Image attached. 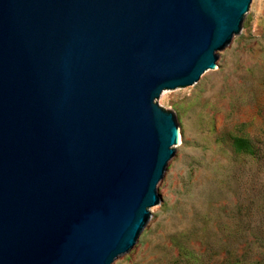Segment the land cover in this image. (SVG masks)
I'll return each mask as SVG.
<instances>
[{
  "label": "water",
  "instance_id": "1",
  "mask_svg": "<svg viewBox=\"0 0 264 264\" xmlns=\"http://www.w3.org/2000/svg\"><path fill=\"white\" fill-rule=\"evenodd\" d=\"M259 0H0V264H119L167 206L182 121Z\"/></svg>",
  "mask_w": 264,
  "mask_h": 264
},
{
  "label": "rangeland",
  "instance_id": "2",
  "mask_svg": "<svg viewBox=\"0 0 264 264\" xmlns=\"http://www.w3.org/2000/svg\"><path fill=\"white\" fill-rule=\"evenodd\" d=\"M158 104L182 121L181 157L163 184L167 206L119 264H264V0L218 71ZM232 135L255 153L234 151Z\"/></svg>",
  "mask_w": 264,
  "mask_h": 264
},
{
  "label": "trees",
  "instance_id": "3",
  "mask_svg": "<svg viewBox=\"0 0 264 264\" xmlns=\"http://www.w3.org/2000/svg\"><path fill=\"white\" fill-rule=\"evenodd\" d=\"M232 146L234 151L243 152L247 154H254L255 153V146L251 139L247 136H238V135H232Z\"/></svg>",
  "mask_w": 264,
  "mask_h": 264
}]
</instances>
